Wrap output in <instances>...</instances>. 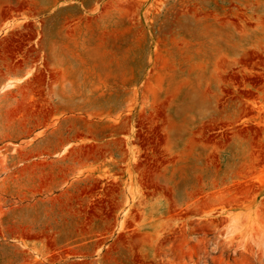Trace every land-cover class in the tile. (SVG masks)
I'll use <instances>...</instances> for the list:
<instances>
[{
  "label": "rangeland",
  "instance_id": "obj_1",
  "mask_svg": "<svg viewBox=\"0 0 264 264\" xmlns=\"http://www.w3.org/2000/svg\"><path fill=\"white\" fill-rule=\"evenodd\" d=\"M0 264H264V0H0Z\"/></svg>",
  "mask_w": 264,
  "mask_h": 264
}]
</instances>
